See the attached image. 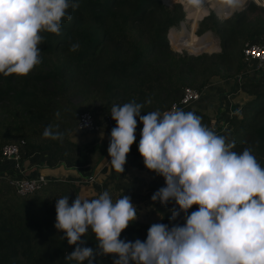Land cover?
Here are the masks:
<instances>
[{
    "label": "trees",
    "instance_id": "16d2710c",
    "mask_svg": "<svg viewBox=\"0 0 264 264\" xmlns=\"http://www.w3.org/2000/svg\"><path fill=\"white\" fill-rule=\"evenodd\" d=\"M223 1L204 0L197 8L185 0L191 13V34L176 33L189 51L219 49L210 32H195L199 22L198 33L213 30L220 51L190 54L176 51L169 43L168 29L186 14L181 3L167 6L161 0H79L78 9L68 10L71 20L62 22L59 35L41 33L44 40L39 45V65L23 76L0 74V165L3 146L13 142L19 144L22 158L45 152L46 167L53 171L47 181L27 193L18 192L9 177L0 174V264H78L64 259L75 245H69L63 231L54 226L56 199L68 195L71 204L86 191L83 185L57 174L60 169L74 170L82 152L95 148L92 144L80 147L70 137L78 112L102 113L114 128L116 121L110 115L113 104L134 100L143 104L141 115L163 112L181 97L186 86L202 90L214 76L237 78L243 72L245 41L264 40V6L249 0L241 10L224 18L213 10L205 12L214 8L225 15L236 9ZM73 44L79 45L75 51L70 50ZM241 86L251 91L252 97L242 105L240 116L229 119L223 135L235 140L233 151L251 148L264 167V83L250 80ZM191 112L209 126L210 117ZM137 120L136 131H140L143 124ZM49 126L63 133L62 139L45 137L43 132ZM141 157L131 149L126 163ZM174 205V201L162 204L160 217L154 221L137 218L120 238L144 241L153 223L183 224V212L177 220H170ZM197 207L193 205L189 214ZM83 238L88 247L95 248L98 243L91 229ZM114 258V254L98 255L94 264H113Z\"/></svg>",
    "mask_w": 264,
    "mask_h": 264
},
{
    "label": "clouds",
    "instance_id": "9594fccd",
    "mask_svg": "<svg viewBox=\"0 0 264 264\" xmlns=\"http://www.w3.org/2000/svg\"><path fill=\"white\" fill-rule=\"evenodd\" d=\"M244 0H225L242 7ZM201 7L204 0H188ZM79 0H0V74L27 75L42 62V32L61 33ZM73 44L70 50L78 49ZM143 104H113L116 126L110 133V164L124 173L127 155L142 122L138 151L147 169L165 180L152 201H174L171 221L184 213L183 224L153 223L146 240L126 241L121 233L138 218L129 195L113 200L105 190L96 198L56 199L55 228L75 245L64 259L94 264L98 255L114 254L113 264H264V167L251 148L233 151L235 140L219 135L194 112L182 109L141 115ZM43 135L62 139L45 128ZM193 205L197 210L190 214ZM178 206V207H177ZM91 229L95 248L83 238Z\"/></svg>",
    "mask_w": 264,
    "mask_h": 264
},
{
    "label": "crops",
    "instance_id": "0c3cea01",
    "mask_svg": "<svg viewBox=\"0 0 264 264\" xmlns=\"http://www.w3.org/2000/svg\"><path fill=\"white\" fill-rule=\"evenodd\" d=\"M250 80L263 81L264 69L259 72L253 64L243 61V72L237 78L214 77L202 88L200 97L183 110L189 109L207 115L211 119L208 127L223 135L225 129H228L226 124H229V119L240 116L242 105L252 97L251 91L241 86L242 82ZM95 122L97 128L94 131L75 128L70 134L71 139L80 147L95 145L93 151L89 153L85 149L79 162L74 165V170L60 169L57 174L83 185L86 188L83 198H94L105 190L113 200L124 194L129 195L138 209V219L146 222L158 219L162 204L158 200L152 201L151 197L159 188L165 186L164 178L147 169L143 157L133 163H126L124 173L116 172L110 164L111 157L108 154L111 133L108 117L95 113ZM135 135L136 140L131 149L138 151L141 134ZM46 155L45 152H33L23 158L27 176L43 174L50 178L53 171L46 167ZM65 167L68 168V165ZM9 168L10 161L2 159L0 174L7 176Z\"/></svg>",
    "mask_w": 264,
    "mask_h": 264
},
{
    "label": "built area",
    "instance_id": "2783aa9c",
    "mask_svg": "<svg viewBox=\"0 0 264 264\" xmlns=\"http://www.w3.org/2000/svg\"><path fill=\"white\" fill-rule=\"evenodd\" d=\"M161 1L165 5L169 4V1L167 0H161ZM245 1L247 2L249 0H245ZM252 1L256 2L259 5L264 6V0H252ZM183 7L186 12L187 11L186 7L185 6ZM233 11L234 10L230 11L225 15H220V14L218 15L226 17L230 15ZM209 12L207 14H209ZM171 29H174V27L171 26L169 28V32L167 33V37L170 44H171V37H170ZM242 52H243V61L245 63L253 64V67L259 72L262 69H264V41L261 39V37H258L254 40L245 41L242 48ZM200 95H201V90H197L193 87L186 86L181 97L178 100L174 101L171 104V106L165 109L163 112L169 110H175V109L183 110L191 102L197 100L200 97ZM108 121H109V126L112 130L113 127L111 120L109 118ZM76 128L81 129L83 131H94L97 128L94 113L91 112L90 110H84L78 112ZM138 133L141 134V130L135 132V134ZM2 159L10 161V170L8 171L7 176L9 177L10 183H12L17 189V191L20 193L31 192L35 190L41 183L48 180V177L43 174H38L35 176H27V167L24 164L18 143L10 142L5 144L2 148ZM89 178L91 179V177ZM96 197H98V195L95 196L94 198Z\"/></svg>",
    "mask_w": 264,
    "mask_h": 264
},
{
    "label": "rangeland",
    "instance_id": "374dc122",
    "mask_svg": "<svg viewBox=\"0 0 264 264\" xmlns=\"http://www.w3.org/2000/svg\"><path fill=\"white\" fill-rule=\"evenodd\" d=\"M184 3L185 2V0H181V2L179 1V0H174V1H171V2H169V4H167L168 6H171L173 3ZM223 2H225V1H223ZM183 6H184V4H182ZM217 7L218 5H210L209 6V8L210 7ZM184 8V7H183ZM208 8V9H209ZM214 8H210L209 10H205V11H211V10H213ZM242 9V8H241ZM240 9V10H241ZM236 9H234V11H235ZM236 11H238V10H236ZM215 13V12H214ZM219 18H224L223 16H219L217 13H215ZM229 16V15H228ZM227 17V16H226ZM183 22H185V25H187V29H186V35L187 36H189L190 34H191V29H190V27H189V22H190V18L188 17V14H187V11H186V14H185V17L183 18V19H181L180 21H179V23L176 25H172V27H174V29L175 30H178V29H181L182 30V23ZM198 26H199V22L197 23V25L195 26V32L198 34V35H202L205 31H207V30H205V31H201V32H199L198 33V30H199V28H198ZM180 30V31H181ZM211 31V32H210ZM209 32H210V35L215 39V41H216V43L218 44V48H219V50L217 49V51H220V49H221V47H220V42H219V39H218V37L217 36H215V34H213V30H210ZM168 32H169V29H168ZM167 32V33H168ZM169 41V40H168ZM176 51H178V52H183V51H187L188 53H190V54H199V53H203V52H207V53H212V52H216V51H201V52H192V51H189L188 49H186L185 47L184 48H181V49H179V50H177L176 48H174ZM214 77H217V76H214ZM214 77H212L211 79H213ZM210 79V80H211ZM226 127L227 128H229V124L227 125L226 124ZM71 137V136H70Z\"/></svg>",
    "mask_w": 264,
    "mask_h": 264
},
{
    "label": "bare ground",
    "instance_id": "6f19581e",
    "mask_svg": "<svg viewBox=\"0 0 264 264\" xmlns=\"http://www.w3.org/2000/svg\"><path fill=\"white\" fill-rule=\"evenodd\" d=\"M223 2H221L219 5H221ZM184 4V3H183ZM185 6V5H184ZM186 7V6H185ZM214 7V6H213ZM187 9V8H186ZM238 9V7H236V10ZM205 12H209V11H205ZM187 14H191L188 12L187 10ZM187 25H185V22L182 23V30L181 29H178V30H175V29H171L170 31V37H171V45L176 48L177 50L181 49V48H184V46H182L178 40V36L176 33L178 32H184L185 35H186V28ZM181 30V31H180ZM204 35H209V33H205ZM187 36V35H186ZM209 40H210V36H209ZM211 42V40H210ZM187 49V48H186ZM201 52V51H200Z\"/></svg>",
    "mask_w": 264,
    "mask_h": 264
},
{
    "label": "water",
    "instance_id": "95a60500",
    "mask_svg": "<svg viewBox=\"0 0 264 264\" xmlns=\"http://www.w3.org/2000/svg\"><path fill=\"white\" fill-rule=\"evenodd\" d=\"M245 4H246V1L243 2V6H242V7H244ZM240 9H241V8H238L237 10H240ZM213 11H214L215 13H217L216 10L213 9ZM217 14H218V13H217ZM208 32H209V31L207 30V31H205L204 33H208Z\"/></svg>",
    "mask_w": 264,
    "mask_h": 264
}]
</instances>
